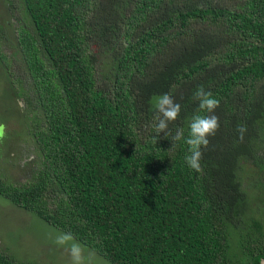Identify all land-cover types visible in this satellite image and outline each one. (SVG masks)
I'll return each instance as SVG.
<instances>
[{
    "label": "trees",
    "instance_id": "1",
    "mask_svg": "<svg viewBox=\"0 0 264 264\" xmlns=\"http://www.w3.org/2000/svg\"><path fill=\"white\" fill-rule=\"evenodd\" d=\"M1 1L21 20L0 65L35 158L22 181L0 172V196L111 264H260L264 0ZM201 86L220 128L196 172ZM165 93L181 113L154 139ZM0 264L39 263L0 248Z\"/></svg>",
    "mask_w": 264,
    "mask_h": 264
},
{
    "label": "rangeland",
    "instance_id": "2",
    "mask_svg": "<svg viewBox=\"0 0 264 264\" xmlns=\"http://www.w3.org/2000/svg\"><path fill=\"white\" fill-rule=\"evenodd\" d=\"M215 1L232 3L227 0ZM0 22H4L2 28L5 36H8V39L0 42L1 46L4 51L12 54L11 31H14L21 20L19 16L6 13L5 3L1 0ZM1 67L0 65V122L6 124L8 135L4 137V141L0 140V172L7 174L12 181H22L30 175V164L35 158L34 144L26 132L22 131L23 124L19 123V120L23 122V119L18 113L12 93L7 86L5 71ZM19 104L24 105L21 101ZM62 234L65 232L0 196V248L9 256L19 261L39 264H72L67 249L72 243H77L83 249L86 264H111L75 238L67 245H57L55 240Z\"/></svg>",
    "mask_w": 264,
    "mask_h": 264
},
{
    "label": "clouds",
    "instance_id": "3",
    "mask_svg": "<svg viewBox=\"0 0 264 264\" xmlns=\"http://www.w3.org/2000/svg\"><path fill=\"white\" fill-rule=\"evenodd\" d=\"M193 99L198 101V108L204 110L208 115L201 116L196 115L193 117L190 124V132L185 143L189 146V153L185 157V161L191 169L196 172H200L201 159L203 157L202 148H207L209 145V137H214L220 128L219 117L215 115V110L220 106V101L213 97L211 91H206L202 86L198 87L193 93ZM181 113V105L174 100L172 96L165 93L159 97L156 103V115L155 120L157 123L153 125L155 137H158L161 132H164L165 136L169 135L168 126L170 122L176 121ZM243 126L238 127L240 134L239 138L243 140V134L245 132ZM5 136V125L0 124V140ZM184 138V130L178 128L174 136L173 141H179ZM74 238L70 233H65L58 236L55 243L59 246L67 245L69 241ZM72 264H86L83 255V249L77 243H72L67 249Z\"/></svg>",
    "mask_w": 264,
    "mask_h": 264
},
{
    "label": "water",
    "instance_id": "4",
    "mask_svg": "<svg viewBox=\"0 0 264 264\" xmlns=\"http://www.w3.org/2000/svg\"><path fill=\"white\" fill-rule=\"evenodd\" d=\"M260 264H264V259H262V260L260 261Z\"/></svg>",
    "mask_w": 264,
    "mask_h": 264
}]
</instances>
